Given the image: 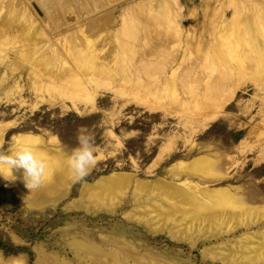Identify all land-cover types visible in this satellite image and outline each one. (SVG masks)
<instances>
[{"label": "rangeland", "instance_id": "374dc122", "mask_svg": "<svg viewBox=\"0 0 264 264\" xmlns=\"http://www.w3.org/2000/svg\"><path fill=\"white\" fill-rule=\"evenodd\" d=\"M9 1L0 0V146L5 152H13L24 144L34 145L37 154L44 153L40 156L47 161L48 169L42 185L31 190L23 184L24 179H19L17 170L12 171V178L6 171L0 172V187L9 189L1 197L0 240L13 248L8 253L0 248L2 262L99 264L97 260L106 257L103 249L113 247L110 252L116 253L119 244H128L135 255L129 264H136V257L140 263L149 259L159 264H220L202 257L203 249L222 241L236 242L264 226V217L248 225L240 220L231 232L190 246L184 240L174 241L166 230L147 231L142 223L146 218L138 214L139 205L146 203H141V188L155 182L180 184L184 177L210 189H229L249 204H264V62L252 50L255 45L252 43L251 49L248 45L256 39L257 46L264 48V29L259 30L263 21L254 20L255 36L247 30L240 33L234 21L236 11L245 18L257 12L259 5L257 9L264 12V0H90L94 11L81 18L72 1L67 0L68 11L76 16L67 21L65 15L71 14L63 13V5L57 0H50V11L49 6L39 4L49 0H18L23 10L17 6L14 11L6 6ZM164 1L170 16L166 15ZM150 4L152 9L160 10L148 13ZM46 10L51 15L57 12L55 21ZM128 11L134 15L131 19ZM105 16L112 17L113 27L87 36L96 49L79 42L73 54L68 55L63 39L94 21L100 23ZM122 17L127 18L126 24ZM30 18L43 33L36 36L37 41L27 38ZM223 27L231 29L223 33L222 39L216 38L223 48L221 54L206 55L196 47L199 33L207 31L203 35L210 41ZM186 46L191 53H184ZM110 48L120 51L109 53ZM193 49L197 50L195 55ZM55 74L64 86L55 81ZM168 76L176 80V86L174 81L169 86L171 90L164 87ZM67 77L77 80L79 88ZM65 85L70 91L63 90L72 93L71 97L64 91L60 96L58 91ZM210 110L215 113L210 114ZM67 114L73 116L64 119ZM82 128L94 135L98 162L85 180L74 182L68 158L78 147ZM203 158L210 159L211 168L221 175L205 179L192 176L200 172ZM179 167L188 175L176 174ZM205 167L201 169L207 170ZM124 177L131 187L123 190ZM135 187L139 188L137 194ZM250 256V262L257 260L253 264H264L257 249Z\"/></svg>", "mask_w": 264, "mask_h": 264}, {"label": "bare ground", "instance_id": "6f19581e", "mask_svg": "<svg viewBox=\"0 0 264 264\" xmlns=\"http://www.w3.org/2000/svg\"><path fill=\"white\" fill-rule=\"evenodd\" d=\"M65 1L67 2V0H57V2H59V4H62L63 5V13H68V14H71V16L70 15H65V19H66V21H67V19L68 18H70V17H72V16H74V17H76L75 16V13L74 12H71V11H68L70 8V6L69 5H67L66 3H65ZM72 1V4L74 5V7H75V9H76V12H77V14H78V16L81 18V17H83L84 15H90V13H92L93 11H94V9H92V3H91V1L90 0H71ZM108 3H110L112 0H106ZM147 2H149L148 0H146ZM146 1H144V2H146ZM250 1V0H249ZM248 1V3H250ZM153 3H154V1H152ZM152 2H150V3H152ZM241 2V1H240ZM247 2V1H246ZM68 3V2H67ZM42 7L44 6V5H46V6H49L50 8H48V10L50 11V9L53 7V4L50 2V0L49 1H47V2H40L39 3ZM166 3H165V1H164V3H163V5H165ZM233 4H234V2H233ZM246 4V3H245ZM254 4V3H253ZM256 4V3H255ZM7 5H9V6H11L12 7V11H14V8L15 7H20V8H22V10H23V5H22V2L21 3H19L18 2V0H10L7 4H6V6ZM143 5V4H142ZM141 5V6H142ZM249 5V4H248ZM251 5V4H250ZM249 5V6H250ZM3 6V5H2ZM140 6V7H141ZM150 6H151V4H150ZM166 6H167V4H166ZM245 6V5H244ZM259 6V5H258ZM258 6H256L257 8H259ZM241 7H243V6H241ZM26 7H24V12H26L27 10V8L25 9ZM148 8L149 9H147V11H148V13H149V11L150 12H152L153 14H154V12L155 11H159V10H157L156 8H153L152 9V6L151 7H149L148 6ZM167 8H168V6H167ZM250 8H252L251 6L249 7V9ZM256 8V10H257V12H254L253 14H248V15H244L243 14V16H245V18L243 17H240V16H242V13L241 14H239L240 16H238V12L236 11V13H235V18H234V21H235V19H236V21L235 22H237V27H238V31L241 33L242 31H244V30H247L249 33H254L253 35L255 36V35H257L256 34V31H255V29H254V23H255V19H257V18H260L262 21H263V24H262V26H260L261 28L259 29V30H262V29H264V27H263V25H264V12H262L261 11V9H257ZM9 9H10V7H9ZM133 9V8H132ZM142 9V8H141ZM165 9V7L163 8V10ZM242 9V8H241ZM8 10V9H7ZM16 10V9H15ZM21 10V11H22ZM142 10H144V9H142ZM244 10V9H243ZM10 11H11V9H10ZM146 11V12H147ZM169 11V8H168V10L166 9V12L168 13V14H166V12H164L163 14H166V15H169V14H171V11H170V13L168 12ZM253 11V10H252ZM7 12H9V10L7 11ZM17 12H19V11H17ZM23 12V11H22ZM23 12V14H25ZM55 12V14L54 15H51V14H49L48 12H47V10H46V14L49 16V17H51L52 19H53V21H55L56 19L55 18H57L56 17V14H57V12L56 11H54ZM141 12V11H140ZM161 12H163L162 10H161ZM241 12H243V11H241ZM250 12H251V10H250ZM261 12H262V14H261ZM12 13V12H11ZM134 13V12H133ZM142 14H143V12H141ZM151 13V14H152ZM244 13V12H243ZM21 14V13H20ZM135 14V13H134ZM142 14H141V17H143L144 18V16H142ZM153 14L151 15V16H153ZM161 15H163L162 13H160ZM159 14V12H158V15H160ZM127 15V14H126ZM133 14H132V12L130 13L129 11H128V16H129V18L131 19V16H132ZM139 15V14H138ZM135 16V21H137V18L139 17V16ZM148 15V14H147ZM150 15V14H149ZM12 16V15H11ZM58 16V15H57ZM170 16V15H169ZM168 16V17H169ZM173 17H175L174 16V13H173V15H172ZM171 16V17H172ZM177 16V15H176ZM23 17V16H22ZM133 17H134V15H133ZM132 17V18H133ZM139 18L140 20V22L142 21L141 19L142 18ZM160 17V16H159ZM163 17V16H162ZM167 17V16H166ZM167 17V18H168ZM217 17V16H216ZM24 18V17H23ZM126 18V17H125ZM125 18L123 19V17H122V19L124 20V22H125V24H126V20H125ZM156 18H157V16H156ZM164 18V17H163ZM170 18V17H169ZM179 18V17H178ZM177 18V19H178ZM33 19V18H32ZM32 19L30 18V21L28 20V22H30L28 25L29 26H31L30 28L31 29H29L28 30V33H26V31H25V33L28 35H26L27 36V38L30 40V41H32L33 40V38L35 39V41H37L36 40V36H40V34H43V33H41V28L40 29H38V28H36V27H38V25L37 26H35L34 25V23H33V21H32ZM127 19V18H126ZM145 19V18H144ZM143 19V20H144ZM166 18H164V20H165ZM171 19V18H170ZM173 19V18H172ZM175 19V18H174ZM174 19H173V21H174ZM215 18H213V20H214ZM27 20V19H26ZM133 20V19H132ZM157 20H159V19H157ZM167 20V19H166ZM165 20V21H166ZM221 20V19H220ZM219 20V21H220ZM25 21V20H24ZM122 21V20H121ZM168 21H169V19H168ZM172 21V20H171ZM123 22V21H122ZM124 22L122 23V24H124ZM131 22V21H130ZM170 22V21H169ZM176 22V21H175ZM177 22H180V21H177ZM215 22H216V20H215ZM215 22H214V24H215ZM25 23H27V22H25ZM127 23H128V21H127ZM132 23V22H131ZM130 23V24H131ZM168 23V22H167ZM171 23V22H170ZM205 23V22H204ZM221 22H219L218 24H220ZM3 24V23H2ZM121 24V23H120ZM134 24H136L135 22H134ZM173 24V23H172ZM180 24V23H179ZM234 22H233V27H234ZM113 25H114V20L112 19V17L111 18H109L108 16H105L103 19H102V21H100V23H97L96 21H94V22H92V23H90L89 25H86V27H84V28H80L79 30H76V34H74V35H71V37H70V35H69V37L67 38V39H63V44H65V46H64V48H65V50H66V48H67V53H68V55H69V53L70 54H73V52H74V48L75 47H78L79 46V42H87V43H89L91 46H92V48L93 49H96V48H94V43H92L89 39L87 40V38H89V37H87V36H91L93 33H97V32H102L104 29H109V28H112L113 27ZM174 25V24H173ZM207 25V24H206ZM27 26V25H26ZM121 26H124V25H121ZM127 26V25H126ZM132 26H134V25H132ZM141 26V25H140ZM138 27L137 26V29H139V28H141V27ZM218 26V25H217ZM216 26V27H217ZM223 26H225V24L223 25ZM28 27V26H27ZM127 27H129V26H127ZM176 27H178V24H177V26ZM180 27V26H179ZM220 27H221V24H220ZM219 27V28H220ZM227 27V26H226ZM229 27V26H228ZM227 27V28H228ZM232 27V26H231ZM231 27L229 28V29H231ZM23 28V27H22ZM24 28H26V27H24ZM122 28H124V27H122ZM211 28V27H210ZM227 28H224L223 27V29H222V31L220 32V31H218V32H220V33H216L215 35L214 34H211V35H214L212 38V40H210V41H206L205 39V37H204V35H203V33L205 32V33H207V31H203L201 34L199 33V37H198V40L197 41H199V43L197 44V48H199V49H201V52H203V53H206V55L208 54V53H215V54H221L222 53V49L223 48H220L219 47V42L217 41V36H219L220 37V39H222V37L223 36H225V35H223V33H226L228 30H227ZM236 28V27H235ZM257 28V27H256ZM177 29V28H176ZM179 29H181V27L179 28ZM205 30H206V26H205V28H204ZM208 29V28H207ZM122 30V29H121ZM141 30V29H140ZM202 30V29H201ZM258 30V29H257ZM259 30H258V33H259ZM130 31H131V29H130ZM138 31V30H137ZM176 31V30H175ZM181 31V30H180ZM179 31V33L181 34V32ZM209 31V30H208ZM212 31L214 32V29H212ZM211 31V32H212ZM217 31V30H216ZM262 31H264V30H262ZM122 32V31H121ZM126 32V31H125ZM136 31H134V33H135ZM140 32V31H139ZM230 32V31H229ZM238 32V33H239ZM24 33V34H25ZM72 33H74V32H72ZM133 33V32H132ZM209 33H210V31H209ZM20 34V33H19ZM45 34V33H44ZM79 34V35H78ZM100 34V33H99ZM179 34V35H180ZM21 35V34H20ZM97 35H98V33H97ZM124 35H125V33H124ZM123 35V36H124ZM134 35V34H133ZM223 35V36H222ZM237 35H239V34H237ZM46 36V35H45ZM95 36V35H94ZM136 36H137V34H136ZM228 36H230V35H228ZM259 36V35H258ZM262 36V35H261ZM261 36H260V38H261ZM24 37V36H23ZM172 37V36H171ZM177 37H179V36H177ZM181 37H183V36H181ZM241 37V36H240ZM188 38V37H187ZM225 38V37H224ZM226 38H227V36H226ZM225 38V39H226ZM170 38H168L167 40H169ZM42 40H44V39H42ZM117 40V39H116ZM160 40V39H159ZM163 40V39H162ZM161 40V41H162ZM171 40V42L173 41L174 42V39L172 40V39H170ZM175 40H176V38H175ZM186 40H188V39H186ZM224 40V39H223ZM256 39H253L252 40V42H248V45H249V47H250V49L252 48L251 47V44L253 43L254 45H255V49L254 48H252V50H254V51H256L258 54H259V57H263V58H261L262 59V61L264 62V48H263V46L262 45H258L257 46V42L256 41H258V40H256ZM27 41V40H26ZM35 41H33V43H35ZM160 41V42H161ZM166 40H164V42H165ZM179 41V40H178ZM180 41H182V40H180ZM222 41V40H221ZM226 40H224V42H225ZM120 43H119V48H122V50H123V46H122V44H121V41H119ZM153 42V41H152ZM155 42V41H154ZM159 41H158V43H160ZM183 42V41H182ZM188 42V41H187ZM223 42V43H224ZM32 43V44H33ZM117 43V42H116ZM157 43V42H156ZM190 43V42H189ZM226 43V42H225ZM31 44V43H30ZM49 44V43H48ZM161 44V43H160ZM179 44H180V42H179ZM194 44V43H193ZM196 44V43H195ZM212 44V45H211ZM28 45V44H27ZM40 45V44H39ZM173 45V44H172ZM181 45V44H180ZM186 45H188L187 43H186ZM230 45V44H229ZM33 46V45H32ZM37 46V45H36ZM35 46V44H34V47H36ZM122 46V47H121ZM151 46H153V45H151ZM155 46V45H154ZM177 46H178V44H177ZM194 46V45H193ZM221 46V45H220ZM30 47H31V45H30ZM38 48H42V47H39V46H37ZM195 47V48H196ZM236 47H238V46H236ZM63 48V49H64ZM117 48V47H116ZM116 48H110L111 50H109V53H113L114 52V54H115V51H117V50H119V49H117V50H115ZM159 48V47H158ZM157 48V49H158ZM184 48V47H183ZM194 48V47H193ZM235 48V47H234ZM30 49V48H29ZM28 49V50H29ZM43 49V48H42ZM53 49V48H52ZM76 49V48H75ZM155 49V48H154ZM170 49V48H169ZM185 49V48H184ZM190 49H192V48H190ZM198 49V50H199ZM233 49V48H232ZM31 50V49H30ZM35 50H37V48H35ZM40 50V49H39ZM125 50H127V49H125ZM150 50H152V48L150 49ZM188 50V51H187ZM193 50H195V51H193L194 52V55H195V52L197 51L196 49H193ZM120 51V50H119ZM118 51V52H119ZM146 51V50H145ZM153 51H154V53H153ZM159 51V50H158ZM182 51V50H181ZM184 51V53H191L190 51H189V48H188V46H186V49L185 50H183ZM227 51H229V50H227ZM232 51H234V50H232ZM231 51V52H232ZM57 52V51H56ZM117 52V53H118ZM153 54H156L155 52H157L156 50H152L151 51ZM199 52H200V50H199ZM25 53H26V51H25ZM30 53V52H29ZM64 53H66V52H64ZM149 53V52H148ZM197 53V52H196ZM236 53V52H235ZM59 54V53H58ZM100 54H102V53H100ZM178 54V53H177ZM237 54V53H236ZM22 55V54H21ZM75 55V54H74ZM133 55V54H132ZM150 55V54H149ZM173 55V54H172ZM189 55V54H188ZM232 55H234V54H232ZM261 55V56H260ZM25 56V55H24ZM103 56V55H102ZM154 55H152V57H153ZM197 56H199V55H197ZM202 56V55H201ZM200 56V57H201ZM205 56V55H204ZM219 56V55H218ZM218 56H217V58H218ZM57 57H58V55H57ZM61 57V56H60ZM64 57V56H63ZM184 57H185V54H184ZM192 57V56H191ZM208 56H206L205 58H207ZM25 58V57H24ZM62 58V57H61ZM68 58V57H67ZM118 58H120V57H118ZM181 58H183V57H181ZM193 58H194V56H193ZM196 58V57H195ZM204 58V59H205ZM210 58V57H209ZM175 59H176V57H175ZM186 58H183V60H185ZM190 59V58H189ZM198 59V58H197ZM63 60V59H62ZM61 60V61H62ZM74 60V59H73ZM192 60V59H191ZM190 60V61H191ZM58 61H60V60H58ZM261 61V62H262ZM154 62V61H153ZM181 62H182V60H181ZM193 62V61H192ZM72 63V62H71ZM149 63V62H148ZM152 63V62H151ZM184 63V62H183ZM221 63V62H220ZM45 64V63H44ZM66 64V63H65ZM262 64V63H261ZM260 64V65H261ZM264 64V63H263ZM179 65V64H178ZM181 65H183L182 63H181ZM180 65V66H181ZM66 66H68V65H66ZM190 66V65H189ZM189 66H188V68H189ZM216 66V65H215ZM255 66V65H254ZM262 66V65H261ZM69 67V66H68ZM142 67V66H141ZM183 67V66H182ZM194 67V66H193ZM243 67V66H242ZM257 67V66H256ZM259 67V66H258ZM70 68V67H69ZM186 68V67H185ZM244 68V67H243ZM243 68H240V71H243L242 69ZM262 68V67H261ZM66 69H68V68H66ZM190 69H191V67H190ZM260 69V68H259ZM174 70V69H173ZM178 70V69H177ZM187 70V69H186ZM244 70H246V69H244ZM249 70V69H248ZM65 71V70H64ZM67 71V70H66ZM175 71V70H174ZM179 71V70H178ZM258 71V70H257ZM256 71V72H257ZM255 72V71H254ZM64 73V72H63ZM171 73H172V71H171ZM174 73V72H173ZM178 73V72H177ZM235 73V72H234ZM264 73V72H263ZM198 74V73H197ZM239 74V73H238ZM168 75H170V74H168ZM230 75V74H229ZM236 75V74H235ZM54 76V75H53ZM68 76V75H67ZM73 76H75V75H73ZM165 76H166V73H165ZM47 77V76H46ZM55 77H56V74H55ZM231 77V76H230ZM57 78V77H56ZM55 78V79H56ZM68 78V77H67ZM66 78V79H67ZM181 78V77H180ZM60 78H57L55 81L56 82H58L59 84H60V86H64V84H62L63 82V80H59ZM66 79L64 80V81H66ZM68 79H72L73 81H69V82H71L72 84H75L76 86H77V88H79L78 87V81L77 80H75L73 77L71 78V77H69ZM183 79V78H182ZM184 79H186V78H184ZM230 79V78H229ZM43 80V79H42ZM52 80H53V78H52ZM197 80V79H196ZM210 80V79H209ZM228 80V79H227ZM55 81H54V83H55ZM174 81V80H173ZM173 81L170 79V77L168 76V80H166L165 81V83H164V87H165V89L166 90H171V87H169L170 85H173L172 83H173ZM176 81V80H175ZM175 81H174V83H175ZM185 81H187V79L185 80ZM225 81V80H224ZM62 82V83H61ZM68 82V81H67ZM221 82V81H220ZM226 82V81H225ZM58 84V85H59ZM195 84V83H194ZM227 84V83H226ZM53 85V84H52ZM67 85H68V83H67ZM67 85H65V87H62V91H58L59 92V94H60V96H63V93L65 92H67L68 94H69V92L68 91H64L63 89H65L66 88V86ZM70 85V84H69ZM68 85V86H69ZM175 86H176V83L174 84ZM220 85V84H219ZM46 86V85H45ZM67 86V87H68ZM72 86V85H71ZM76 86L74 87V89H77L76 88ZM185 86H187L186 84H185ZM197 86V85H196ZM209 86V85H208ZM225 86V85H224ZM73 87V86H72ZM157 87V86H156ZM198 87V86H197ZM210 87H211V85H210ZM53 88V87H52ZM60 88V87H59ZM69 88H70V86H69ZM185 88V87H184ZM189 88V87H188ZM215 88V87H214ZM55 89V88H54ZM53 89V90H54ZM56 89H57V87H56ZM74 89L72 88V92H74ZM186 89H187V87H186ZM186 89L184 90L185 92H186ZM197 89V88H196ZM195 89V90H196ZM210 89V88H209ZM53 90H51V91H53ZM61 90V89H60ZM66 90H69L68 88H66ZM154 90H156L155 88H154ZM216 90V89H215ZM46 91H48V90H46ZM64 91V92H63ZM70 91V90H69ZM183 91V90H182ZM53 92H55V90L53 91ZM76 92V94L78 93L77 91H75ZM214 92H216L217 93V91H214ZM64 93V94H65ZM199 93V92H198ZM205 93H207V92H205ZM231 93V92H230ZM67 94V95H68ZM194 94V93H193ZM225 94H227V93H225ZM71 95H72V93L71 94H69L68 96L69 97H71ZM185 95V94H184ZM204 95V94H203ZM206 95V94H205ZM230 95V94H229ZM211 96V95H210ZM74 97V96H73ZM193 98V97H192ZM218 98V97H217ZM220 98V97H219ZM67 99H69V98H67ZM197 99V98H196ZM204 99V98H203ZM207 100H208V98H207ZM69 101H70V99H69ZM211 101H212V99H211ZM210 101V102H211ZM215 101H217V100H215ZM72 102V101H71ZM216 103V102H215ZM219 104V103H218ZM225 104V103H224ZM215 105V104H214ZM201 106V105H200ZM214 107V106H213ZM216 107V106H215ZM201 108V107H200ZM219 108V107H218ZM212 110V109H211ZM210 110V111H211ZM214 111H216V109H214ZM209 112V111H208ZM210 114L212 113V115H213V113H215V112H209ZM217 113V112H216ZM211 115V116H212ZM215 116H213L212 118H214ZM206 118H209V120H211L210 119V117H206ZM204 120H206V119H204ZM3 125V124H2ZM1 135V134H0ZM25 137V136H24ZM31 137H33V136H31ZM30 137V138H31ZM22 138V137H21ZM35 138V137H34ZM2 139V138H1ZM25 139V138H24ZM27 139H29V138H27ZM32 139V138H31ZM30 139V140H31ZM36 139V138H35ZM22 140V139H21ZM55 137L53 138V141L55 142ZM32 141H33V139H32ZM17 142V141H16ZM20 142V141H19ZM23 143V142H22ZM26 143V142H25ZM21 144V143H20ZM19 145H17V147H18ZM34 146V145H33ZM12 149V148H11ZM41 149V148H40ZM46 151V150H45ZM40 152V151H39ZM42 153V152H41ZM47 153V152H46ZM44 154V153H43ZM43 154H38V155H43ZM45 156V155H44ZM47 156V155H46ZM42 157V156H41ZM44 158V157H43ZM49 159V158H48ZM202 160V165H199V166H201V168L202 167H205V168H208L207 170H204V168L203 169H201V168H199V171L201 172H199L198 170V172L199 173H195L194 172V174H192V172L190 171L191 170V168H189L190 170V172L191 173H189V175H191L192 174V176H198V177H200V178H202V179H205V178H216V177H218L219 175H221L217 170H214V169H212L211 168V165L213 164V162L212 161H210V159H201ZM200 160V161H201ZM198 161V160H197ZM199 161V162H200ZM192 162H194V161H192ZM188 165V164H187ZM195 166L196 164H192L191 166ZM185 166V168H188V167H186V165H184ZM181 168H182V166H180ZM180 167L178 168V170L180 169ZM174 169V168H173ZM173 169H172V171H173ZM176 169V168H175ZM183 169V168H182ZM177 170V171H178ZM196 170V169H195ZM204 170V173L202 172ZM185 171V170H184ZM183 171V172H184ZM193 171V170H192ZM65 172V171H64ZM181 173V171L179 170L178 171V173H176V174H180ZM184 173H186L185 175L187 176L188 174V171L187 172H184ZM184 173H181V174H184ZM14 174H15V172H14ZM16 174L18 175V177H19V179L20 180H23V170H20V171H18V173H17V171H16ZM180 174V175H181ZM63 174H61V176H62ZM175 176V175H174ZM126 177H124V179H125ZM120 180V179H119ZM126 180V184H124V185H126V187H124L123 188V190L124 189H129L131 186H130V184L131 183H129V182H127L128 180L127 179H125ZM182 181H181V183L180 184H167V183H164V182H161V184H158V185H156V183L157 182H155V184L153 185V186H151V185H147V186H144L143 188H141V189H143V190H141L142 191V201H141V203L143 204V202H146L144 205H139V215H142L143 217L141 218V219H144V218H146V221H143L142 223L144 224V226H145V228H146V230L147 231H150V232H162L163 233V231L164 230H166V234L168 235V237L170 236L174 241H179V242H181V240H184L186 243H188L190 246H193L197 241H200V240H205L206 238H212V237H216V238H218V237H221V235H223V234H226V233H228V232H231L232 230H234L236 227H237V225H238V221H243V220H245L244 221V223H243V225H248L249 223H253L254 221L256 222V220H258L259 218H261V217H264V204H262V205H253V204H249V203H247V202H245L243 199H242V196L241 195H238V194H236V192H232L231 190H229V189H223V188H218V189H210V188H207L206 186H203V185H201V184H199L198 182H192V180H188L187 179V177H184L183 179H181ZM122 181H124V180H122ZM23 182V184H24V181H22ZM111 183V182H110ZM154 183V182H153ZM152 183V184H153ZM107 184H109V182L107 183ZM113 184V183H112ZM138 184H140V183H138ZM151 184V183H150ZM100 185V184H99ZM95 186V185H94ZM98 186V185H97ZM97 186H95V187H97ZM101 186V185H100ZM99 186V188H101ZM108 186V185H107ZM110 186V185H109ZM138 186H140L141 187V185H138ZM143 186V185H142ZM93 187V186H92ZM94 187V188H95ZM122 187V186H121ZM121 187L120 186H118L117 188L118 189H121ZM134 187V186H133ZM103 188L105 189V186H103ZM103 188H101V189H103ZM116 188V187H115ZM97 190H98V187L96 188ZM103 189V190H104ZM137 189H139V188H137V187H135V189H134V192L137 194ZM139 192H140V190H139ZM139 194V193H138ZM139 195H141V194H139ZM158 216L160 217V218H158ZM130 217H131V215H129V217H128V219H130ZM136 219H137V217H136V215L134 216ZM140 218H139V220H141ZM145 220V219H144ZM181 221H183V224H182V226H180V227H177V224H178V222H181ZM180 224V223H179ZM179 226V225H178ZM104 240H107V241H109L107 238H103ZM78 242H79V240H78ZM78 242H76V243H78ZM257 243V246L255 245ZM115 246H117L116 245V243H113ZM256 246V247H255ZM113 247H110V248H108V249H103V251H104V253L106 254V257H103V259L102 260H97V262L99 263V264H129V262H130V258H131V256L132 255H134V249H132V247L131 246H129L128 244H124V245H121V244H119V246H118V249H117V251H116V253H111L110 251H111V249H112ZM256 249H257V255L259 254V257H261L262 259H264V226H262L259 230H257V231H254V232H252L251 231V233L249 232V235H244V236H242V237H240V238H238L237 239V241L236 242H230V243H226V242H224V241H222V244H217V246L216 245H212V246H209V247H205L204 249H203V251H202V257H204V258H213V259H215L216 261H218L220 264H229V263H235V264H253V263H256L257 262V260H256V262H250L251 261V256H250V254H253V255H255L256 254ZM255 253V254H254ZM41 255V254H40ZM247 255H249V256H247ZM135 256V255H134ZM149 256V255H148ZM42 257V256H41ZM146 257V256H145ZM260 259V258H259ZM40 260V259H39ZM133 261L136 263V264H139L140 263V259L138 258V257H136V258H134L133 259ZM258 262H259V260H258ZM260 263V262H259ZM0 264H6V263H4V262H2L1 260H0ZM140 264H159V263H157V262H150L149 261V259H146L145 261L143 260ZM161 264V263H160ZM163 264H171V263H168V262H166V263H163Z\"/></svg>", "mask_w": 264, "mask_h": 264}, {"label": "clouds", "instance_id": "9594fccd", "mask_svg": "<svg viewBox=\"0 0 264 264\" xmlns=\"http://www.w3.org/2000/svg\"><path fill=\"white\" fill-rule=\"evenodd\" d=\"M76 147L68 158V165L73 174L74 182L85 180L96 166L95 138L86 128L80 129ZM47 161L37 154L35 147L24 144L13 152H5L0 146V172H7L12 178L13 170H23L26 187L39 188L47 175Z\"/></svg>", "mask_w": 264, "mask_h": 264}, {"label": "trees", "instance_id": "16d2710c", "mask_svg": "<svg viewBox=\"0 0 264 264\" xmlns=\"http://www.w3.org/2000/svg\"><path fill=\"white\" fill-rule=\"evenodd\" d=\"M69 116H73V114H67L65 117H63L64 119H68ZM75 116V115H74ZM76 118H78L76 116ZM62 135H60V140L62 141ZM7 192H9V189L7 188H2L0 187V203H2L3 201L1 200V197L4 195V194H7ZM0 248L3 250V252H11V250H13V248L11 247V245H8L6 242H3L0 240Z\"/></svg>", "mask_w": 264, "mask_h": 264}]
</instances>
